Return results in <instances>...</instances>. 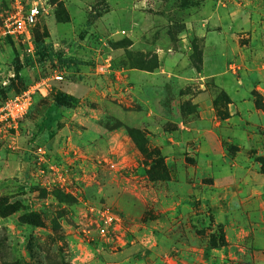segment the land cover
<instances>
[{
    "label": "rangeland",
    "instance_id": "obj_1",
    "mask_svg": "<svg viewBox=\"0 0 264 264\" xmlns=\"http://www.w3.org/2000/svg\"><path fill=\"white\" fill-rule=\"evenodd\" d=\"M20 1L45 9L33 42L43 38L53 53L39 61L36 49L4 35L16 0H0V103L41 78H63L35 95L18 130L0 133V264H132L141 256L131 241L152 249L153 236L168 251L162 264L264 262L256 159L264 156V130L225 129L238 120L237 91L264 111V0L260 9L252 0ZM248 74L258 80L248 83ZM57 92L71 94L72 107L58 105ZM201 105L216 116L203 127ZM215 119L221 137H208L206 152L201 138ZM65 124L56 149L51 140ZM129 128L141 131L143 149ZM39 145L65 182L40 173L32 153ZM102 206L122 214L130 234L101 237ZM29 212L39 224L28 223ZM184 248L199 251L188 258Z\"/></svg>",
    "mask_w": 264,
    "mask_h": 264
},
{
    "label": "built area",
    "instance_id": "obj_2",
    "mask_svg": "<svg viewBox=\"0 0 264 264\" xmlns=\"http://www.w3.org/2000/svg\"><path fill=\"white\" fill-rule=\"evenodd\" d=\"M45 13V9L39 6V3L33 2L25 7L20 0H16L14 9L6 16L3 21V32L6 36H16L21 38L29 53L35 52L33 42V28L39 22V19ZM61 73H56L53 77H44L34 82L32 85L19 93L10 95L0 103V133L8 132L11 129L18 130L19 124L28 113L36 94L48 95L53 79L61 80ZM35 160L41 164V174L48 173L52 177L58 176V170L50 162L49 154L41 145L32 149ZM58 180L65 182V176ZM95 218L98 228V234L101 237L109 238L120 233H125L128 229L125 218L122 214L116 212L110 207L102 206L95 210Z\"/></svg>",
    "mask_w": 264,
    "mask_h": 264
},
{
    "label": "crops",
    "instance_id": "obj_3",
    "mask_svg": "<svg viewBox=\"0 0 264 264\" xmlns=\"http://www.w3.org/2000/svg\"><path fill=\"white\" fill-rule=\"evenodd\" d=\"M252 1L256 2V4L252 7L260 9L259 4L257 2L261 3L262 0H252ZM259 14L257 13V15H259ZM260 22H261V20L257 21V23H260ZM257 33H258V35L260 34L259 31ZM250 59L252 60V57H250ZM206 65H207V67L209 66L208 64H206ZM218 74H219V70L216 73H214L213 76L218 77ZM201 75H203V74L201 73ZM258 75H259V77L262 76L259 73H258ZM245 77L249 80L248 83L253 82V80H258L257 76L256 77H254V76L250 77V74L245 75ZM181 78L184 79L182 81H186L188 79V77H185L183 75L181 76ZM246 85H247V83L245 84V87H246ZM248 86H249L248 88H250L252 86V84H249ZM235 95L236 96H235L234 104L232 106L233 107L232 113H234V115L237 116L238 120L235 122L234 126L230 125V126H227L225 129L229 130L230 133H232V135H234V136L241 134L240 132L244 131V130H240V129L242 128V126H246L248 123H249V125L246 127L247 128L249 127V129L259 128L261 130H264V111L261 109L255 108L252 98H249V99L245 98L246 94L243 96L242 91H237L235 93ZM263 95H264V92H263ZM212 117L216 118L213 107H207V106L201 105L199 107V117L197 118L196 122L199 123V127H200L205 122H207V119H208V121H212ZM214 122L215 123L212 125V130H210V128H209L208 129L209 132H207L206 129H205L206 133L202 132L204 134L202 135L201 143L203 144V148H205L206 152H207V149L205 147V144H206L207 138L211 137L215 141L216 140L218 141V140H220L219 137H221V133L218 132V129H223V127L220 126L221 125L220 122L217 121L216 119L214 120ZM68 125L69 124H65V126H63L61 129H59V131H57V133L55 134V136L51 140L52 146L55 147L56 149L59 147V145L61 143H64L65 138H64L63 134L65 133L66 127ZM183 126H185L186 129H188V130L190 129L185 124H183ZM198 128L193 130V131L191 130L192 131L191 133H193L194 137H196V133L200 130ZM182 133H184V131H182ZM263 134H264V132H263ZM243 135L246 137V139H248L250 141L251 144H254L257 142V138H255L256 134L254 132H250L248 130ZM189 136H190L189 134H185V137H182V138L176 137V138H179L176 141H177V143H181V144L185 143L187 141V140H185V138L188 139ZM240 173H242V172L240 171ZM242 176H243V174H240V177H242ZM257 177H258L260 182H263V180H262L263 178H261V174L258 173ZM130 232H131V230L128 229L127 234H130ZM138 238H140V237H138ZM141 239H139V242H137V243H135V240L131 241L133 243V245L131 246V249L134 248L132 252L139 253L141 256V259L138 261L131 262L130 261L131 257H130L129 262H131L132 264H147L144 257H147L148 254L152 252L153 256L159 255V257L157 259H154V261H153L154 264H162L164 262L162 254H164L168 251L165 250L163 248V246H161V245L157 246V240H156L155 236L152 237V239H153V248L152 249H151L150 245H147V242L142 243ZM197 251H199V250L190 249V248L189 249L184 248V250H183L184 254L186 256H188V258H193L194 255H197ZM170 262H171V264H177V262L174 260H170ZM183 263L186 264L184 261H183ZM261 264H264V262H261Z\"/></svg>",
    "mask_w": 264,
    "mask_h": 264
},
{
    "label": "trees",
    "instance_id": "obj_4",
    "mask_svg": "<svg viewBox=\"0 0 264 264\" xmlns=\"http://www.w3.org/2000/svg\"><path fill=\"white\" fill-rule=\"evenodd\" d=\"M37 25L33 28V36L35 37V32L37 31ZM35 49L36 52L38 54V59L39 61L42 60H48L52 58V49H51V45L47 42H45V40L43 38H36L35 40ZM63 62L66 63H74L76 62L75 60L71 59V58H61ZM20 71V68H17L16 73L18 74ZM19 93V92H15ZM11 95V94H10ZM10 95H8L7 97H9ZM7 97H5L3 100H5ZM36 96H34L35 99ZM73 99L74 97L71 94L65 93V92H57L54 96V101L60 105V106H64L67 108L72 107L73 104ZM2 100V101H3ZM34 101V100H33ZM32 107V106H31ZM30 107V109H31ZM29 109V111H30ZM128 134L130 135V137L132 138V140L135 142V144L137 146H139L141 149L144 148V139L142 138V134L141 131L139 129L136 128H129L128 129ZM257 161L260 162L261 164V171L264 174V156H258ZM25 219L28 221V223L30 224H39L37 215L34 212H29L26 214V216H24Z\"/></svg>",
    "mask_w": 264,
    "mask_h": 264
}]
</instances>
